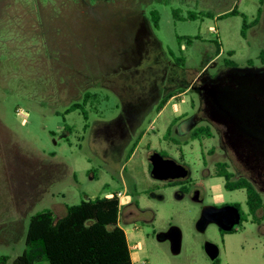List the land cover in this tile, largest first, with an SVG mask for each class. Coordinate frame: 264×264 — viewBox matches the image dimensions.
Wrapping results in <instances>:
<instances>
[{"label": "rangeland", "instance_id": "374dc122", "mask_svg": "<svg viewBox=\"0 0 264 264\" xmlns=\"http://www.w3.org/2000/svg\"><path fill=\"white\" fill-rule=\"evenodd\" d=\"M234 7L248 21L261 8L259 22L245 38L240 35V15L217 18ZM139 9L146 17L142 24L148 26L143 45L182 55L185 80L215 81L216 99L230 114L228 123L208 96L186 89L176 90L159 112L153 108L140 117L132 134L125 131L126 113L117 93L138 112L144 92L156 83L152 75L157 66L148 65L151 59L142 55L138 60V53L125 52L118 41L120 25L129 27ZM151 10L159 14L157 27L149 20ZM205 11L211 16H198ZM190 13L197 18H186ZM127 30L135 47L136 32ZM215 42L221 49L218 55ZM229 50L235 68L223 64ZM261 50L264 0H0V256L8 257L5 264L22 253L29 217L35 212L50 209L58 218L67 205L118 189L125 193L119 224L128 242L139 245L131 251L134 264H212L203 249L205 241L218 244L217 264H264V220L255 226L243 222L223 241L212 223L200 233L195 228L199 205L177 199L172 187L159 185L145 170V144L162 147L157 141L177 119L171 137L186 140L183 153L192 176L215 174L214 163L227 158L235 169L260 179L264 191ZM249 59L253 66L247 64ZM85 91L96 94L85 106L87 119L79 109L66 112ZM188 118L195 122L187 126ZM205 125L211 136L199 145L190 132ZM223 181L209 180L214 199L243 203L244 192H227ZM151 192L162 198L151 197ZM170 225L182 232L177 255L171 254L168 241L155 237Z\"/></svg>", "mask_w": 264, "mask_h": 264}, {"label": "trees", "instance_id": "16d2710c", "mask_svg": "<svg viewBox=\"0 0 264 264\" xmlns=\"http://www.w3.org/2000/svg\"><path fill=\"white\" fill-rule=\"evenodd\" d=\"M173 15L178 17L175 10ZM233 15L241 16L240 35L245 38L247 30L259 22L261 8L257 9L256 16L250 21L236 7L219 14L217 18ZM198 16L210 17L211 13L200 12ZM186 18L195 19L197 14L190 13ZM149 20L154 27L158 26L159 14L156 10L150 11ZM177 39L180 41L182 38L177 37ZM190 42L191 38H187V43ZM215 45V52L218 55L221 49L218 43L215 42ZM168 53L174 59L176 66L181 68L185 66L182 55L174 56L171 51ZM233 54L232 50L226 52L227 56L222 58L224 66L236 67V62L232 59ZM258 59L264 65V50L259 52ZM247 64L253 66V61L249 59ZM187 88L188 84L176 90L184 91ZM176 90L163 98L156 109L157 112L163 108L168 99L175 95ZM95 100V93L85 91L81 101L71 103L66 112L79 109L87 119L85 106L92 104ZM175 120L177 119H174L167 127L165 137H171L172 124ZM88 127L89 124L85 123L84 130ZM210 136V127L207 125L194 127L190 132L191 139L199 140ZM215 173L225 179V189L245 190L249 209L255 215L263 201L254 186L245 178L234 182L224 162L216 164ZM121 208L116 192H113L110 196L81 199L77 204L67 205L64 214L58 218L50 209L35 212L29 217L24 249L13 259L12 264H34L40 260H46L47 264H133L125 230L119 224ZM7 259L6 256H0V264H5ZM217 263L218 258L212 262V264Z\"/></svg>", "mask_w": 264, "mask_h": 264}, {"label": "flooded vegetation", "instance_id": "af4514ba", "mask_svg": "<svg viewBox=\"0 0 264 264\" xmlns=\"http://www.w3.org/2000/svg\"><path fill=\"white\" fill-rule=\"evenodd\" d=\"M139 10H140L139 13H135L134 18H132L133 21L129 25V27L133 28V30H135L136 32L135 38H136V42L138 43V45H135V47H133L132 40H131L132 38L129 37V33L127 30L129 27L126 23H123L125 24V26L120 25V29L122 33L121 35H119L118 41L124 47L125 52L126 50L127 51L129 50L128 52L129 54H133V51L138 53L139 55L138 60L141 59L142 55H147L148 56L147 59H151L148 62V65L157 66L156 67L157 70L154 71L152 75V79L156 80V83H155V86H153L151 90H146L144 92L143 102H142L143 104L140 107V110L138 112H133L131 109L132 107L131 103L128 102L121 93H117L119 95L122 108L123 110L125 109V111L123 112L126 113V127H125L126 130L125 131H127L129 134H132L136 130L140 117L145 115L148 111H150L153 108L157 109L158 105L161 103V101L167 94L173 92L174 90L182 86H185L186 84H188L187 89L194 90L197 93H201V94L203 93L204 95L208 96L209 100L213 102V105L217 109H219L224 122L228 123L227 121L229 118L227 115H230V114L228 111L222 108V106L218 103L216 99L215 93L217 89H216L215 81H212L210 77H206V79H202L201 83L199 84L194 83L195 79L192 81L185 80L181 73V67L176 66L174 59L172 58V56H170L169 53L162 51V49L158 45H143L146 37L148 36V26L146 25L144 26V24H142V21H144L146 17L144 15V11L142 9H139ZM104 13L106 14L107 11L104 10L103 14ZM228 68H232V67H228ZM167 101H169V99ZM194 122H195V119L188 118L185 123H187V126H189L193 124ZM138 134L141 135V132ZM191 140H196L199 142V145H201L202 139H199V140L191 139ZM157 143L159 144L161 143V145L163 146L162 147L157 146L156 148H152L151 145H149L148 143L145 144L146 149H148V153L146 156L145 170H146L147 175L153 181L158 182L159 185L163 186L164 188L172 187L175 190L177 199L189 198L190 200L194 201L195 203L199 205L200 211L204 205H213L216 207H221L224 205H233L235 208H237L240 214V222H239V225L235 227L233 230L225 231L221 229L220 227H218L216 224H214L218 229L221 241H223V238L226 234L237 231V229L241 226L243 222L249 223L254 226L261 225V223L264 220V199L262 196L264 194V191L262 190L263 183L261 182L260 179L253 178L252 175H250L249 172L245 169L243 171H239L235 169L232 162L227 158L223 161H218V162H224L227 165L228 171L231 173V177L234 182L238 181L240 178H245L260 193L262 201H263L262 206L261 208L257 210L256 214L253 215V213H251L249 209L247 198H246V192L244 189L242 188L233 189V190L225 189L224 187L225 179L223 177L217 176L215 172H214L215 174L211 176L210 175L205 176L203 173L202 174L199 173L195 177L192 176L193 170L183 153L184 147L187 145L186 140L163 136V138L160 141H157ZM220 149L223 150L224 153L227 152L225 147L224 148L221 147ZM176 151H177V155H174L172 152H176ZM154 152H158L162 156L163 159H173L176 163L183 165L188 170L190 175L184 178L180 177V178H173V179H167V180L154 179L150 173L152 165L149 160L150 156ZM201 160H202V165H205L204 154L202 153H201ZM218 162L214 163V171H215V166ZM213 178H222L224 180L223 188L227 192H233L236 190L243 191L244 192L243 203L239 201H235V200H229V199H222L220 201H216L214 199V194H210L208 192V190H210L209 180ZM148 193H150V191ZM150 196L154 198H159V199L162 198V195H158L157 193H154V192H151ZM137 206H138V203H137ZM124 211H125L124 208H121V212H120L121 218L124 217ZM131 214H132L131 212L128 213V215H131ZM255 217H257V219H255ZM213 243L216 244L219 249L218 244L215 242Z\"/></svg>", "mask_w": 264, "mask_h": 264}, {"label": "water", "instance_id": "95a60500", "mask_svg": "<svg viewBox=\"0 0 264 264\" xmlns=\"http://www.w3.org/2000/svg\"><path fill=\"white\" fill-rule=\"evenodd\" d=\"M149 160L152 165L150 173L156 180L184 178L190 175L183 165L176 163L173 159H163L158 152H154ZM239 222L240 214L233 205H224L221 207L204 205L195 222V228L198 232L202 233L212 223L225 231H231L239 225ZM155 237L159 242L168 241L172 255L180 253L182 232L178 226L170 225L166 230L156 233ZM203 249L211 261L218 257L219 249L213 242L205 241Z\"/></svg>", "mask_w": 264, "mask_h": 264}, {"label": "built area", "instance_id": "2783aa9c", "mask_svg": "<svg viewBox=\"0 0 264 264\" xmlns=\"http://www.w3.org/2000/svg\"><path fill=\"white\" fill-rule=\"evenodd\" d=\"M116 195H117V197H118V199H119V203H120V205H121L122 199H123V197H124V192H122V191H118V192H116ZM136 248H137V243H136V242H134V243H130V249H131V250L136 249Z\"/></svg>", "mask_w": 264, "mask_h": 264}, {"label": "crops", "instance_id": "0c3cea01", "mask_svg": "<svg viewBox=\"0 0 264 264\" xmlns=\"http://www.w3.org/2000/svg\"><path fill=\"white\" fill-rule=\"evenodd\" d=\"M118 191H122V192H124V190H120V189H118V190H116V191H114V192H118ZM113 193V192H112ZM125 194V193H124ZM111 195V193H109V195H107V196H110ZM123 201L121 202V206H123ZM128 240V239H127ZM128 245H129V248H130V243L128 242ZM138 243H137V248H138ZM131 249H130V254H131ZM131 259H132V254H131ZM132 262H133V259H132ZM133 264H134V262H133Z\"/></svg>", "mask_w": 264, "mask_h": 264}]
</instances>
